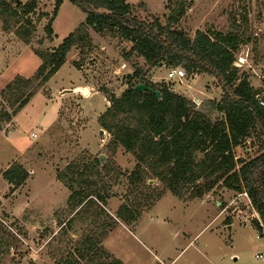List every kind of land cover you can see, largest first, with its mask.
Segmentation results:
<instances>
[{
  "label": "rangeland",
  "instance_id": "1",
  "mask_svg": "<svg viewBox=\"0 0 264 264\" xmlns=\"http://www.w3.org/2000/svg\"><path fill=\"white\" fill-rule=\"evenodd\" d=\"M12 1L5 0L13 7L28 0ZM127 1L140 20L166 21L167 0ZM54 2L38 0L25 17L30 23L21 22L29 44L17 35L19 23L3 29L0 20V28L22 42L3 45L14 77L0 80V264H264V229L260 235L254 223L262 224L259 215L244 205V197L220 181L200 198L190 187L176 197L149 174L134 186L127 179L136 167L134 156L112 145L111 135L98 124L109 95H120L139 79L163 81L212 120L220 118L211 103L221 98L218 80L205 73L188 74L181 66L185 77L168 80L170 67H151L135 54L127 56L129 41L89 29L88 45L73 48L59 70L38 84L35 72L41 60L35 51H51L85 19L79 7L64 0L52 22L54 34L48 37L44 26ZM184 2L189 5L177 28L190 38L196 31L238 36L235 56L247 59L239 72L264 96V0ZM135 70L142 75L134 77ZM18 78L30 79L23 92L32 95L14 114L19 93L11 95L6 86ZM233 151L248 159L258 146L249 138ZM16 165L29 175L22 186L11 189L2 173ZM80 186L93 196L76 206L70 194ZM122 205L129 212L127 221L116 215ZM238 212L246 214L243 222Z\"/></svg>",
  "mask_w": 264,
  "mask_h": 264
},
{
  "label": "trees",
  "instance_id": "2",
  "mask_svg": "<svg viewBox=\"0 0 264 264\" xmlns=\"http://www.w3.org/2000/svg\"><path fill=\"white\" fill-rule=\"evenodd\" d=\"M68 1L81 9L85 19L51 51H35L41 60L35 72L37 83H46L64 64L73 48L88 45L89 29L98 34L114 33L129 41L131 46L127 56L135 54L151 67L162 63L170 68L181 66L188 74L214 76L222 94L220 100L211 103L220 118L212 120L203 110L197 109L190 98L174 93L163 81L154 83L139 79L129 82L120 95H109V105L99 115L98 124L111 135L112 145H120L134 156L136 167L127 178L131 184H140L143 176L149 174L163 181L176 197L186 193L190 187L195 189L194 197L200 198L220 181L227 190L247 193L252 207L244 205L253 208L259 215L262 224L258 220L254 223L262 235L264 106H260L256 98L259 90L252 88L248 76L233 65L241 44L240 38L230 33L203 31H196L190 38L177 28L189 5L184 0H167L168 14L163 23L157 17L150 22L140 20L132 13V6L127 0ZM12 2L16 3L15 0ZM62 2L55 0L52 15L44 26L48 37L53 35L52 22ZM37 3L38 0H28L13 7L9 2L0 0L3 29L19 23L17 35L23 43L29 44L28 30L22 21L30 23L25 17L34 12ZM141 75L140 70H135L133 74L134 77ZM29 82L30 79L18 78L6 86L11 95L19 93L18 98L24 97L13 100L16 105L14 114L28 103L32 95L31 91L27 94L23 92V86L27 87ZM138 83L145 84L150 90H135L134 86ZM155 91L159 92V96ZM6 119H9L8 114ZM249 138L253 145L258 146L257 154L248 159L236 157L234 148ZM96 162L100 163V160L96 159ZM2 175L11 189H16L23 185L29 174L16 165L7 168ZM77 175L81 180L79 182H83L82 176ZM66 186L70 188V185ZM88 188L91 189L90 186ZM96 195L103 200L99 194ZM92 196L93 192L84 193L81 186L70 194V198L76 200V206H82L88 200L90 202ZM125 213L129 212L122 205L116 215L127 221ZM225 221L230 224L229 219ZM112 263L123 264L119 260Z\"/></svg>",
  "mask_w": 264,
  "mask_h": 264
},
{
  "label": "built area",
  "instance_id": "3",
  "mask_svg": "<svg viewBox=\"0 0 264 264\" xmlns=\"http://www.w3.org/2000/svg\"><path fill=\"white\" fill-rule=\"evenodd\" d=\"M247 62V59H246V56H244L243 54H240L238 56H235V60L233 62V65L237 68H241L243 67V65H245V63ZM185 77V72L182 68L180 67H175V68H171L169 70V72L167 73V79L170 80V79H175V78H178V79H181ZM256 98L258 99V103L260 106H264V96L263 95H260L258 94L256 96ZM31 137L33 139H35L37 137V134L35 133H31ZM239 196L241 197H244L245 198V205L249 206V207H252L251 205V202H250V199L247 195V193L245 191L241 192V193H238ZM253 209V208H252ZM254 210V209H253ZM246 215V214H245ZM245 215H239V212L236 213V216L237 217H241L242 219V222L244 221V216ZM257 257H261V255H257Z\"/></svg>",
  "mask_w": 264,
  "mask_h": 264
},
{
  "label": "crops",
  "instance_id": "4",
  "mask_svg": "<svg viewBox=\"0 0 264 264\" xmlns=\"http://www.w3.org/2000/svg\"><path fill=\"white\" fill-rule=\"evenodd\" d=\"M63 2H64V0H63ZM52 30H53V34H54V28H52ZM11 35H13V34L12 33H6L2 29L0 30V80L6 76H9V75L13 76L12 74H9L11 67L9 66L7 58L10 57V53L5 54L8 51V49L3 46L4 43H6V45H9V46H12L13 44H16V43H22L15 36H11ZM16 40H17V42H15ZM1 51L3 52L2 54H1ZM15 75H19V74L15 73ZM72 90H74V89H72ZM84 90H86L88 93L87 89H84Z\"/></svg>",
  "mask_w": 264,
  "mask_h": 264
},
{
  "label": "water",
  "instance_id": "5",
  "mask_svg": "<svg viewBox=\"0 0 264 264\" xmlns=\"http://www.w3.org/2000/svg\"><path fill=\"white\" fill-rule=\"evenodd\" d=\"M158 66L161 67V66H162V63H159ZM134 89L137 90V91H141V90H144V89H145V90H150L149 87H147L145 84H142V83H138V84H136V85L134 86ZM155 94H156L157 96H159V92L155 91Z\"/></svg>",
  "mask_w": 264,
  "mask_h": 264
},
{
  "label": "bare ground",
  "instance_id": "6",
  "mask_svg": "<svg viewBox=\"0 0 264 264\" xmlns=\"http://www.w3.org/2000/svg\"><path fill=\"white\" fill-rule=\"evenodd\" d=\"M80 90H81V92L86 93V91L84 89H80Z\"/></svg>",
  "mask_w": 264,
  "mask_h": 264
}]
</instances>
